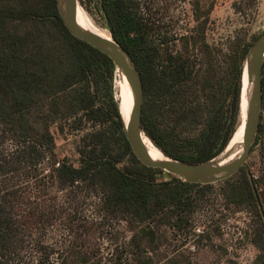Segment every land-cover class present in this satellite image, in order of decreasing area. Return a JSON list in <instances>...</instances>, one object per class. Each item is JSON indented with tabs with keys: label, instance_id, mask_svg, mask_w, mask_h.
Returning a JSON list of instances; mask_svg holds the SVG:
<instances>
[{
	"label": "trees",
	"instance_id": "16d2710c",
	"mask_svg": "<svg viewBox=\"0 0 264 264\" xmlns=\"http://www.w3.org/2000/svg\"><path fill=\"white\" fill-rule=\"evenodd\" d=\"M79 4L98 17L134 60L144 91L141 127L150 141L166 156L190 163L218 155L241 123L245 56L260 34L211 43L204 20L176 37L155 36L161 27L142 17L138 0ZM115 75L105 53L70 33L56 0H0V144L9 140L13 145L10 153L0 150V264H66V259L50 261L47 248L40 251L46 257L43 261L22 257L23 233L16 217L25 197L11 184L21 164L40 171L34 174L36 181L50 179L57 194L52 200L63 191L72 211L91 200L95 217L81 220L80 240L124 222L128 236L122 248L109 239L107 255L99 256L94 247L69 243L63 251L73 258L71 264L180 262L174 260L178 253H163L165 235L169 230L196 229L193 215L204 205L203 194L213 183L182 181L137 159L124 133ZM261 85L260 120L264 62ZM65 128L79 135L75 161L55 151V134ZM242 169L219 181L243 178L240 184L226 183L221 194L236 210L244 206L256 217L251 238L258 250L254 264H264V211L258 189ZM44 207L41 199L31 216ZM69 215L68 208L64 216L73 219ZM197 229L199 238L203 231ZM154 252L164 259L155 262L150 256Z\"/></svg>",
	"mask_w": 264,
	"mask_h": 264
},
{
	"label": "rangeland",
	"instance_id": "374dc122",
	"mask_svg": "<svg viewBox=\"0 0 264 264\" xmlns=\"http://www.w3.org/2000/svg\"><path fill=\"white\" fill-rule=\"evenodd\" d=\"M142 4V17L160 26L155 36L176 37L190 32L200 21L206 20L208 25L205 37L209 42H219L235 39H245L247 36H257L264 31V0H138ZM82 8V7H81ZM83 9V8H82ZM196 9L198 15H195ZM89 18L98 26H101L98 17L91 15L83 9ZM104 28V27H103ZM261 130L257 131L252 144V149L242 165L241 174L245 175L258 192L260 209L264 211V114L260 120ZM51 131H54L51 127ZM78 133L64 132L55 134V151L60 157H68L75 161L78 158L76 145ZM0 150L10 153L13 150L12 143L7 140L0 144ZM46 167L47 159L42 164ZM241 166V167H242ZM240 167V168H241ZM40 173V171H36ZM32 172L26 164H21L16 178L11 184H16L21 190L23 201L18 206L19 227L23 233L22 257L26 261L45 260L46 257L40 251L47 248L50 261L56 258L66 259V264L74 263L73 258L68 257L63 250L65 245L82 244L85 247H94L95 255H107V247L117 243L122 248L128 233L124 232V222L119 225H110L91 233L86 240H80L77 236L83 233L79 227L82 219H94L91 200L79 203L77 212L71 210L70 204L64 202L63 191L58 192L59 198L53 201L57 195L55 186L48 178L39 179L46 175L47 170L39 177L33 178ZM243 178L234 177L229 186L236 182L240 184ZM223 182H215L213 186L203 194L204 205L194 213L195 230L185 232L166 233L161 245L165 255L179 254L174 260L178 264H254L257 248L251 243L254 221L253 213L246 211L244 206L236 210V206L227 202L221 194L226 187ZM45 201V207L33 215L36 203ZM70 213V218L65 213ZM73 209V207H72ZM54 210V211H53ZM63 212V213H62ZM75 215V217L73 216ZM203 231L202 236H196L198 229ZM111 233V234H110ZM201 233V232H200ZM64 247V248H63ZM152 259L157 262L164 259L156 252L151 253ZM167 259V258H166ZM175 261L168 262L173 264Z\"/></svg>",
	"mask_w": 264,
	"mask_h": 264
},
{
	"label": "water",
	"instance_id": "95a60500",
	"mask_svg": "<svg viewBox=\"0 0 264 264\" xmlns=\"http://www.w3.org/2000/svg\"><path fill=\"white\" fill-rule=\"evenodd\" d=\"M58 11L62 20L75 37L85 41L105 53L126 79L131 107L127 119L123 118L124 133L130 147L137 159L144 165L161 169L174 177L189 183L212 184L222 181L234 175L245 163L250 148L258 131L262 111V66L264 62V31L255 39L249 47L244 61V72L250 88L246 96L245 116L239 126L242 125V143L239 156L231 161L223 163L219 157L225 148L214 158L199 163H190L166 156L153 158L143 144L142 135H145L141 127V113L144 101V91L140 72L129 52L110 34L108 38L97 35L82 28L75 18L79 0H56ZM82 9V8H81ZM242 102V93H241ZM119 107V106H118ZM146 136V135H145Z\"/></svg>",
	"mask_w": 264,
	"mask_h": 264
},
{
	"label": "bare ground",
	"instance_id": "6f19581e",
	"mask_svg": "<svg viewBox=\"0 0 264 264\" xmlns=\"http://www.w3.org/2000/svg\"><path fill=\"white\" fill-rule=\"evenodd\" d=\"M75 18L77 20V23L82 28L88 31H91L97 35H100L102 37H105V38H108L110 36L108 30L95 24L89 18L87 13H85V11L81 9L80 7H78L76 10ZM113 88H114L115 98L117 99V102H118V106L122 112L123 118L126 120L127 114L131 107V97H130V92H129L126 79L123 77V75L118 70H116ZM249 88H250V84L247 81V77L244 72L243 83H242V102H241L242 121L245 116L246 96H247V92ZM242 130H243L242 125L236 129L233 136L229 140L225 150L219 156L224 159L223 163L231 161L239 156L241 152ZM142 140H143V144L146 147L147 151L153 158L155 159L164 158L163 153L150 141V139L147 136L142 135Z\"/></svg>",
	"mask_w": 264,
	"mask_h": 264
},
{
	"label": "built area",
	"instance_id": "2783aa9c",
	"mask_svg": "<svg viewBox=\"0 0 264 264\" xmlns=\"http://www.w3.org/2000/svg\"><path fill=\"white\" fill-rule=\"evenodd\" d=\"M199 231V230H198Z\"/></svg>",
	"mask_w": 264,
	"mask_h": 264
}]
</instances>
